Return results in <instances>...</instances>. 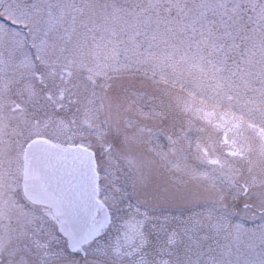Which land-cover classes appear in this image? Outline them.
<instances>
[{
  "label": "rangeland",
  "instance_id": "rangeland-1",
  "mask_svg": "<svg viewBox=\"0 0 264 264\" xmlns=\"http://www.w3.org/2000/svg\"><path fill=\"white\" fill-rule=\"evenodd\" d=\"M139 1L125 0L123 4L115 5L117 8L108 3L113 13L111 16L104 13V16L102 13L108 0H0V198L11 199V191L16 189L17 199L13 206L16 215L24 218L31 214L34 225L42 223L47 230L49 241L47 259L39 260L35 251H27L17 254L16 261L0 260V264L127 263L121 256L125 253L121 237L107 227L82 247L83 254L70 253L54 224L27 205L23 198L20 162L26 140L22 138L11 145L8 121L19 88L27 80H35L33 71L39 61L48 64L47 78L54 97L50 108L55 117L60 105L57 98L60 90L56 89L55 83L64 69L83 70L86 75L96 78L93 86L89 82L82 84L75 103L64 105L58 112L62 115L69 106L80 108L79 118L86 116L88 110L83 104L87 102L93 103L97 116L105 119L103 103L107 95L126 102L125 116L137 114L138 117H150L151 121L170 115L168 104L179 100L177 93L187 94L225 112H234L237 101L255 108L254 104L264 99L258 74L237 77L243 80V84H248V91L242 95L228 88L234 82L228 80L232 76L227 74L231 69H239V60L247 68L251 56L258 53L256 45L264 47V28L260 26L264 7L259 10L260 0H202L198 6L189 7L190 15H171L169 5L150 6L151 13L146 15L148 5ZM250 3L255 4V8L251 13L250 27L245 30ZM160 9L163 10L161 16L170 15L171 20L159 22L155 16ZM153 10L157 11L155 16ZM204 45L208 46V54L203 50ZM165 46H170L171 51H165ZM244 47L246 56L243 55ZM248 52L252 55L249 56ZM165 58L172 59L171 63L165 62ZM110 79L114 86L109 83ZM69 80L72 82V77ZM86 93L90 97L84 96ZM153 103L159 107L151 111L150 104ZM9 148L18 149L17 154L6 152ZM98 154V163L104 166L105 156ZM195 165L199 166L198 170L208 172L209 201L218 198L223 190L227 191V184L218 186L221 181L219 172L199 163ZM103 177L101 172V181H104ZM222 179L232 178L224 179L223 176ZM101 189L105 193L104 185ZM250 199L245 198L242 205L250 203ZM9 201L12 204H1L4 207L1 212L10 211L13 202ZM222 203L223 200L218 206L209 207L212 214L221 213ZM262 205L264 199L256 204L258 207ZM251 212V209L241 208L238 220L229 217L224 219L223 225L218 219L209 218L208 231L195 230L187 239L190 243L180 245L183 251H154L157 237L148 232V250L142 253V260L145 264H164V261L176 264H264V216L253 221ZM7 214L11 217L10 212ZM222 214L225 215V211ZM2 216L6 214L0 213V218ZM212 235L215 236L212 238ZM217 238L215 244L212 240ZM206 239L218 246L217 249L209 248L215 251L202 250ZM185 244H191L192 253L185 250ZM130 258L132 261L136 259Z\"/></svg>",
  "mask_w": 264,
  "mask_h": 264
},
{
  "label": "flooded vegetation",
  "instance_id": "flooded-vegetation-1",
  "mask_svg": "<svg viewBox=\"0 0 264 264\" xmlns=\"http://www.w3.org/2000/svg\"><path fill=\"white\" fill-rule=\"evenodd\" d=\"M47 65L39 61L33 71L35 80H27L18 90L13 102L16 109L11 110L8 121L9 142L15 145L24 138L25 147L41 140L62 150L79 147L92 154L96 198L107 215V228L115 230L123 241L125 253L121 256L126 264H145L142 253L148 250V232L157 237L154 251L177 252L183 251L180 245L189 242L187 239L195 230L208 231L209 218L218 219L221 224L229 217L238 220L241 208L252 210L251 220L264 216V205L256 206L264 199V99L255 103V108L240 100L235 103L234 112H225L173 90L178 94L179 103L169 101L170 115L151 121L150 117L137 114L125 116L126 102L107 95L103 103L105 119L97 116L93 103L87 102L83 105L88 112L79 118L80 108L69 106L62 115L58 112L64 105L75 103L82 84L89 82L93 86L96 78L83 70L64 69L55 83L60 90L56 118L50 108L54 97L49 89ZM109 83L114 86L111 79ZM150 106L151 111L159 107L156 103ZM6 152L17 154L18 149L9 148ZM99 152L105 156L104 166L98 163ZM23 153L24 148L20 171ZM195 163L219 172L218 186L227 184V191L223 190L218 198L209 201L208 172L198 170ZM101 172L104 181L99 178ZM15 173L19 174L18 166ZM223 176L232 179L226 181ZM101 185L105 186L106 194ZM20 191L27 205L47 220L53 218L50 209L34 205L26 198L22 177ZM16 193L14 189L11 199L0 198V209H4L3 202H13L8 211L11 217L8 212L0 211L6 214L0 218V260H15L17 254L27 251H35L39 260L47 259V230L42 223L34 225L31 214L24 218L16 215L13 208ZM245 198H251L252 203L242 205ZM222 200L221 213L212 214L209 207L218 206ZM90 219H101V212L95 209ZM218 240L212 241L216 244ZM164 242L166 244H162ZM215 244L206 239L201 248L212 252L215 250L209 248L217 249ZM183 246L192 253L191 244ZM38 253L41 256H37ZM131 253L139 255L130 256ZM130 257L136 259L132 261Z\"/></svg>",
  "mask_w": 264,
  "mask_h": 264
},
{
  "label": "water",
  "instance_id": "water-1",
  "mask_svg": "<svg viewBox=\"0 0 264 264\" xmlns=\"http://www.w3.org/2000/svg\"><path fill=\"white\" fill-rule=\"evenodd\" d=\"M96 176L92 155L80 148L60 150L48 143L33 142L24 155V190L35 201L52 209L58 232L71 252L81 250L105 228L108 218L96 201ZM43 201L38 202V201ZM95 208L102 220L90 222Z\"/></svg>",
  "mask_w": 264,
  "mask_h": 264
},
{
  "label": "trees",
  "instance_id": "trees-1",
  "mask_svg": "<svg viewBox=\"0 0 264 264\" xmlns=\"http://www.w3.org/2000/svg\"><path fill=\"white\" fill-rule=\"evenodd\" d=\"M124 1L125 0H108L107 8H104L105 10L103 11L102 15H104V13H106L107 14L106 16H108V15L113 13L112 12V6H110L108 3L113 4L114 5L113 7L117 8V6H115V5L123 4ZM153 1L154 0H140L139 1V3L141 2V3H143V5L144 4L148 5V8L145 10L146 15H148V13H151L150 9H149L150 6H162V5H165V6L169 5L172 7V8H170V10L172 11L171 15H176L177 13L190 15L191 10L189 7L190 6H192V7L198 6L202 0H157V2L156 1L153 2ZM250 4H249V6L251 8L248 9V11H250V13H249V16L246 18L248 23H247V25H245V30H247L250 27L249 21L251 19V13L253 12V9L255 8V4L254 5L252 3H250ZM262 7H264V1L260 0L259 6H258L260 11H261ZM153 11H154L153 13L155 16L157 14L156 13L157 11H155V10H153ZM162 11L163 10L160 9L158 12V16L156 15L155 18L159 22L171 20L170 15L166 16L165 14H162V16H161ZM173 17H175V16H173ZM260 23H261V25L260 24L259 25L264 28V18L262 20H260ZM213 29H215V28L213 27ZM256 46H257L256 52H258V53H255L252 55V53L248 52L249 56L252 55L251 56L252 59H250V63L248 64L247 68H246L245 64L244 65L241 64L242 62H241V60H239L237 62L238 63L237 67H239V69H235V70L231 69V70L227 71V74L232 76L228 80H230L231 82H234L228 88L237 94L242 95L248 91V84H243V80H241V79L238 80V78L239 77L248 78V76H252L253 73L258 74V76L261 77V83H262L261 86H263V88H264V47L262 45H256ZM164 48H165V51H171L170 46H165ZM243 49H244L243 55L246 56V54H247L246 47H244ZM102 50L107 51L104 48H102ZM203 50L205 51L206 54H208L209 49H208L207 45H204ZM163 60H165V62H168V63H171V61H172V59H167V58H165ZM233 73H235V74H233ZM247 106H249V105L247 104Z\"/></svg>",
  "mask_w": 264,
  "mask_h": 264
}]
</instances>
